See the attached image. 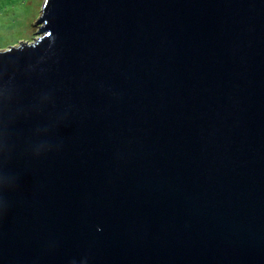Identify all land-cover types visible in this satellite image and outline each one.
<instances>
[{
    "label": "water",
    "instance_id": "95a60500",
    "mask_svg": "<svg viewBox=\"0 0 264 264\" xmlns=\"http://www.w3.org/2000/svg\"><path fill=\"white\" fill-rule=\"evenodd\" d=\"M0 49V264H264V0H45Z\"/></svg>",
    "mask_w": 264,
    "mask_h": 264
},
{
    "label": "rangeland",
    "instance_id": "374dc122",
    "mask_svg": "<svg viewBox=\"0 0 264 264\" xmlns=\"http://www.w3.org/2000/svg\"><path fill=\"white\" fill-rule=\"evenodd\" d=\"M45 0H0V49L32 42Z\"/></svg>",
    "mask_w": 264,
    "mask_h": 264
}]
</instances>
